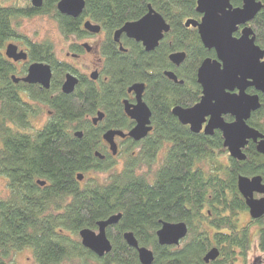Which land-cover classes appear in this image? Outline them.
I'll use <instances>...</instances> for the list:
<instances>
[{"label": "trees", "instance_id": "obj_1", "mask_svg": "<svg viewBox=\"0 0 264 264\" xmlns=\"http://www.w3.org/2000/svg\"><path fill=\"white\" fill-rule=\"evenodd\" d=\"M9 1L0 0V177L6 179L8 191L0 198V264H15L10 257L25 250L31 252L32 264H139L138 253L123 239L125 232H132L139 246L154 253L153 264H205L202 259L212 248L219 255L206 264H264V217L243 222L247 206L237 189L240 175H259L264 183V156L249 142L243 150L245 160L232 159L219 131L212 136L194 134L171 112L199 102L197 69L203 60L215 58L214 51L201 44L197 30L184 25L188 19L199 21L197 0H85L82 15L75 19L57 12L59 0H43L41 8H34L30 0L22 6ZM257 1L263 6L249 26L256 45L264 50V0ZM230 2L233 7L242 5L241 0ZM148 6L170 26L158 46L146 52L124 36L114 42L113 32L142 18ZM39 14L51 15L67 36H86L83 19L102 27L106 36L100 44L103 66L98 83L82 75L73 93L61 92L65 73H75L71 66L56 58L49 41L32 42L14 26L19 17ZM8 41L27 48L29 63L51 67L48 90L13 81L17 73L24 75L27 64L18 71L6 58ZM175 52L185 53L178 67L168 59ZM165 71L182 83L167 78ZM136 83L145 85L143 100L151 111L153 135L123 146L120 152L128 159L122 171L102 182L84 181L89 172L115 168L120 152L111 157L102 135L125 126L123 101ZM248 93L256 92L250 88ZM259 101L260 108L247 124L264 135V95L259 94ZM44 107L47 119L35 126ZM99 111L104 117L93 125L90 118ZM76 132H82L81 138ZM133 148H139L136 155L128 152ZM161 150L151 179L135 173V158L138 166H148ZM119 213V223L106 229L112 249L99 259L81 245L78 231H96L99 220ZM162 221L187 225L188 234L179 246L159 245L156 232ZM255 256L259 261L250 263Z\"/></svg>", "mask_w": 264, "mask_h": 264}, {"label": "water", "instance_id": "obj_2", "mask_svg": "<svg viewBox=\"0 0 264 264\" xmlns=\"http://www.w3.org/2000/svg\"><path fill=\"white\" fill-rule=\"evenodd\" d=\"M240 7H233L230 0H197L196 12L200 15L199 21L188 19L185 27L197 30L203 47L212 50L215 58L203 60L196 72L197 83L201 87V97L198 103L190 108L176 106L171 112L180 124L188 126L194 133H203L212 136L219 131L223 138V147L228 156L237 161L246 158L243 152L249 142L255 144L256 152L264 156V135L250 127L247 121L251 114L260 108L259 94L264 95V50L255 43V37L249 23L262 8L257 0H241ZM34 8H41L43 0H30ZM85 0H59L56 10L60 15L78 18L82 15ZM83 29L91 34H98L101 26L90 21L83 23ZM170 30L164 18L152 9L137 21L127 22L112 34L116 43L122 36L140 43L146 52L153 51ZM89 51L87 45H85ZM120 50L124 51L122 46ZM5 56L13 61H26L27 54L18 51L16 45L8 44L5 47ZM169 61L178 67L185 59L184 52H175L168 56ZM164 75L174 82H179L175 74L165 71ZM97 73H92L90 79L95 81ZM15 83L19 81L29 85H39L48 90L52 79V70L48 64L42 62L31 63L26 75L18 79L12 77ZM78 84V78L67 73L61 84L63 94H71ZM252 88L256 93L249 94ZM145 85L136 83L127 89V93L134 94V103L123 101L125 114L135 122V126L127 134L119 130H108L102 135V140L108 145L112 156L117 154L115 137H129L133 142H140L151 131V111L143 100ZM229 116L232 121H226ZM103 112H97L91 118L93 125L102 121ZM75 136L81 138L82 132ZM95 155L103 158L98 152ZM79 174L77 180L81 181ZM40 185L45 183L39 181ZM237 189L245 201L248 215L256 221L264 217V183L261 176L247 177L240 175L237 178ZM258 195L259 197H256ZM121 213L112 215L106 220H99L97 230L81 229L78 231L81 245L90 250L97 258L110 253L112 244L107 237L106 229L116 225ZM187 225L183 223H169L162 221L156 232L160 246H179L187 236ZM125 243L138 253L139 264H153L154 253L145 246H139L132 232L123 234ZM219 255L217 248H212L204 255L202 261H215Z\"/></svg>", "mask_w": 264, "mask_h": 264}, {"label": "rangeland", "instance_id": "obj_3", "mask_svg": "<svg viewBox=\"0 0 264 264\" xmlns=\"http://www.w3.org/2000/svg\"><path fill=\"white\" fill-rule=\"evenodd\" d=\"M26 2L27 0L9 1V3H15L18 6L24 5ZM14 26L16 27L20 35L25 36L27 39H29L32 42L49 41L53 46L56 58L58 60H62V61L64 60L70 63L77 69V71L80 74L90 75V73L93 72L95 65L97 64V61L99 59H101L102 61V57L99 51V42L104 38L103 34H97L93 36H83V37H78L76 35H68V36L64 35L59 27L58 22L51 15H45V14L34 15L32 17H19L15 19ZM72 43H78L81 45L85 43L92 48V51L88 53L84 50L79 54V57L72 58L70 55L76 54L70 50L69 45ZM8 44L17 45L21 49H23L22 43H20L19 41H8L6 42L5 45ZM67 53H69V55H67ZM101 61L99 62L101 63ZM99 62L97 66H100ZM22 67H23V63L19 62L16 64V68L18 70H20ZM46 111L47 109L44 107L43 114L41 115V117L33 121L35 126H40L42 123H44V121H46L47 119ZM138 151L139 148H133L128 152L133 155H136ZM162 154L163 151L161 150L158 154L160 159L154 160L148 166L145 164H143L142 166H138L140 160L139 159L137 160L135 158L133 162V164H136L137 167L135 169V173L136 174L145 173L151 179L161 161ZM127 159L128 158L125 155V153L120 152L119 155H117L114 160V162L116 163L115 168H112L106 173L89 172L88 174L85 175L84 181L85 180L88 181L90 178L91 179L97 178L100 182L104 181L110 173L122 171ZM7 193L8 191H7L6 179L4 177H0V198L6 197ZM256 197L259 196L256 195ZM241 217L243 218L242 220L245 223L250 221V216L248 215L247 211ZM31 257H32L31 252L29 250H25L19 253H14V255L10 257V261L15 264H32L33 259ZM251 259L252 260L250 263H252L253 261H259L260 258H258V256H255ZM238 264H242L241 260H239Z\"/></svg>", "mask_w": 264, "mask_h": 264}, {"label": "flooded vegetation", "instance_id": "obj_4", "mask_svg": "<svg viewBox=\"0 0 264 264\" xmlns=\"http://www.w3.org/2000/svg\"><path fill=\"white\" fill-rule=\"evenodd\" d=\"M86 21H90L91 23H93L91 20H89V19H83V21H82V28H83V23L84 22H86ZM93 24H95V23H93ZM99 25V24H98ZM83 31L85 32V34H86V36H93L94 34H91V33H88V32H86L84 29H83ZM98 34H103L104 35V38H105V36H106V33H105V31L102 29V27H101V31L98 33ZM97 35V34H96ZM123 37V36H122ZM121 37V38H122ZM104 38L99 42V51H100V44H101V42L104 40ZM120 38V39H121ZM126 38V37H125ZM85 45H87V44H78V43H72V44H70L69 45V47H70V50L73 52V53H76V54H71L70 56L72 57V58H77V57H79V54L81 53V52H83L84 50L86 51V52H88V53H90L91 51H92V48L89 46V45H87V47H88V49H89V51H87V49L85 48ZM7 46V45H6ZM5 46V47H6ZM17 46V45H16ZM17 48H18V51H24L26 54H27V48L26 47H24L23 46V49H21L19 46H17ZM4 51H5V49H4ZM67 55H69V53H67ZM101 55V54H100ZM102 57V56H101ZM8 59V58H7ZM9 61H11L14 65H15V67H16V64L17 63H19V62H21V63H23V65L24 64H27V69H28V66L31 64V63H29V60H28V55H27V60L26 61H13V60H11V59H8ZM60 61H62V60H60ZM99 61H101V59H99L98 61H97V64L95 65V67H94V70H93V72H91L90 73V75L92 74V73H97L98 74V78H97V80H95V81H93V80H91L90 79V75H86V74H80L78 71H77V69L73 66V65H71L70 63H68V62H66V61H62V62H65L66 64H68V65H70L71 66V68H72V70H73V72H75V73H71V72H66L65 74H67V73H71V74H73V75H75L77 78H78V82H79V77L80 76H84V77H86V79H88L89 81H92V82H94V83H98V80L100 79V77H101V70H102V66H103V58H102V61H101V63L99 62ZM98 62L100 63V66H97L98 65ZM98 67V68H97ZM17 69V68H16ZM18 70V69H17ZM21 70V69H20ZM20 70H18V71H20ZM26 73H27V70H26V72L24 73V75H22V76H18L19 75V73H17V75H15L14 77H16V78H18V79H21V78H23L25 75H26ZM65 76V75H64ZM64 80V79H63ZM19 82H21V81H19ZM63 82V81H62ZM35 86H38L39 88H41L39 85H35ZM60 88H61V86H60ZM130 103H134V94L133 93H128V99H127ZM123 111H124V107H123ZM47 113H48V111H46ZM124 116H125V126L123 127V128H117V129H115V130H119V131H121V132H123L124 134H127L131 129H133L134 128V126H135V122L132 120V119H130L126 114H125V112H124ZM94 117V116H93ZM93 117H91V118H93ZM90 118V119H91ZM101 122V121H100ZM150 126H151V131L146 135V137H148V136H151V135H153V133H154V128H153V125H152V121H151V119H150ZM145 137V138H146ZM115 142H116V144H117V147H118V150H117V154L123 149V146L125 145V144H127L128 142H133L132 141V139H130L129 137H125V138H119V137H115ZM103 145H104V147H105V149H106V151L109 153L110 151H109V147H108V145L105 143V142H103ZM158 154H159V152L157 153V155H156V157H155V160L156 159H160V157L158 156ZM116 156V155H115ZM114 156V157H115ZM111 157H113V156H111ZM83 180V179H82ZM81 180V181H82ZM80 181V182H81Z\"/></svg>", "mask_w": 264, "mask_h": 264}]
</instances>
